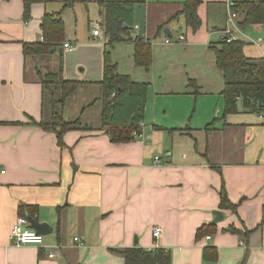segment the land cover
<instances>
[{"label": "crops", "instance_id": "obj_1", "mask_svg": "<svg viewBox=\"0 0 264 264\" xmlns=\"http://www.w3.org/2000/svg\"><path fill=\"white\" fill-rule=\"evenodd\" d=\"M100 1L66 8L62 45L48 55H26L24 42L42 40V17L59 11L63 0L33 4L29 20L23 0H0V264H125L122 250L156 245L170 264H264V120L246 110L225 116L223 78L210 48L226 37L227 0H203L197 30L178 15L185 0L135 4L128 39L116 44L141 69L137 79L124 73L149 82L142 137L113 142L99 121L67 131L61 146L53 131L33 123L45 117L39 69L57 70L62 61L64 77L81 81L79 88L102 89L108 34ZM240 27L236 37L246 41L245 52L264 57V23ZM138 36L153 49L149 70L134 65ZM191 78L200 93L188 85ZM188 125L191 132L182 130ZM222 186L235 210L220 207ZM20 205L37 207L35 217L52 225L41 244L11 243L18 216L28 218ZM215 210L223 213L216 222ZM204 224L216 229L197 237ZM156 225L159 238L152 234ZM211 247L216 260L205 258Z\"/></svg>", "mask_w": 264, "mask_h": 264}, {"label": "trees", "instance_id": "obj_2", "mask_svg": "<svg viewBox=\"0 0 264 264\" xmlns=\"http://www.w3.org/2000/svg\"><path fill=\"white\" fill-rule=\"evenodd\" d=\"M24 18L29 20L32 16V6L46 0H23ZM85 0H63L62 7L56 12H45L41 20V30L44 37L38 42H24L23 51L26 55H48L52 48L58 49L66 39L65 23L62 13L66 8L73 7L76 2ZM104 9V21L107 34L110 35L108 45L128 39L131 29V17L134 7L139 0H103L100 1ZM203 0H185L178 15H184L186 24L197 30L202 19L199 15V6ZM240 10L239 24L243 27L264 23V0H241L237 2ZM177 16V15H176ZM125 23L127 27H125ZM246 41L235 39L227 41L226 38L212 43L210 48L214 54L215 65L223 78L221 94L225 100V116L240 112L241 110L262 112L264 110V57L251 56L245 52ZM134 65L149 70L153 62V49L151 43L144 37L138 36L133 53ZM38 78L42 83L44 101L49 97L51 101V118L33 121L42 128L53 131L58 143L64 145V135L73 129H93L84 124L81 117L68 120L64 116V107L68 99L82 84L79 80L67 79L63 75V63L57 70H38ZM189 86L196 94L200 93L201 85L197 79L191 78ZM102 86V109L100 114V129H105L113 142H129L136 139L135 131H142L141 122L145 118V107L148 81L136 80L129 73L121 72L117 62L113 59L112 51L106 49L104 53V76ZM162 128V127H158ZM209 128L206 127V130ZM185 132H191L188 125ZM207 149L202 156H207ZM220 207L235 210L236 204L232 202L227 190L222 186L220 190ZM21 214L37 215V207L33 205H20ZM212 224H204L197 231V237H202L214 231ZM125 264H170L169 253L160 247L145 250L143 248H127L122 250ZM213 253V254H211ZM207 260L218 258L217 250L213 247L205 249Z\"/></svg>", "mask_w": 264, "mask_h": 264}, {"label": "rangeland", "instance_id": "obj_3", "mask_svg": "<svg viewBox=\"0 0 264 264\" xmlns=\"http://www.w3.org/2000/svg\"><path fill=\"white\" fill-rule=\"evenodd\" d=\"M96 25L98 27H95V28H99L101 30V25L98 22ZM104 40H105V37H104ZM101 44H102L101 48L104 49L103 42H101ZM114 46H116V50H117L116 52L113 51V47L110 45H108L106 49L111 50L113 52V59L115 61L119 62L120 71L132 73L134 75V77L137 79L138 78L137 74L141 71V69L134 68L131 60L129 59V56H128L129 53H128V50L126 49V47L124 45L118 46V44H116V43L114 44ZM64 51L65 50L63 48L59 49L56 52V54L53 55V57H55V59H57V60L61 59ZM211 66H213V65H211ZM78 68L81 70L82 65H78ZM202 86L204 88H212L213 87V85H208L207 83L202 84ZM101 91H102L101 87H99V91L96 89L95 90H89V88L87 89L86 87L79 88L75 92V95L68 102V105H70V106L67 105L68 107H67V111L65 113L66 119L73 120L79 116H82L81 110L83 108H85L86 105L91 103V105H88L86 112L82 116V120H83L84 124L87 123L88 125H90L92 127L98 126L99 121H100V113H101V109H102ZM88 95H90V96H88ZM44 113H45L44 119L49 120L51 118V113H52L51 101H50L49 97L46 99V102H45ZM173 138L176 141V143L181 140V138L179 136H174Z\"/></svg>", "mask_w": 264, "mask_h": 264}, {"label": "built area", "instance_id": "obj_4", "mask_svg": "<svg viewBox=\"0 0 264 264\" xmlns=\"http://www.w3.org/2000/svg\"><path fill=\"white\" fill-rule=\"evenodd\" d=\"M227 7V17H226V27H225V33H226V39L227 41H232L235 39H238L236 37V32L240 31L241 27L238 21V18L240 17V10L237 8V2L234 0H227L226 3ZM101 30L99 28H93V34L98 36L100 35ZM41 39L43 40L44 37L42 35ZM185 39L184 35H180L179 40L182 41ZM106 43L110 41V37L108 35L105 36ZM167 43L171 42V38L166 39ZM66 47H71V43L66 42ZM260 117L264 120V110L260 112ZM141 125L143 126L144 123L141 122ZM136 137H142L143 133L142 131H135L134 132ZM159 156L156 157V160H159ZM153 236L155 238H159L162 235V227L159 225H156L152 232ZM210 237V236H208ZM76 241H79L80 244L83 242L80 240L78 236L74 237ZM10 241L11 243L15 245H21L26 243H34V244H41L43 242V234L38 233L34 228L30 227L29 219L25 215L18 216L16 222L13 225L11 234H10ZM160 246H154L153 249L158 248ZM56 254L54 252H50L49 256L53 257Z\"/></svg>", "mask_w": 264, "mask_h": 264}, {"label": "water", "instance_id": "obj_5", "mask_svg": "<svg viewBox=\"0 0 264 264\" xmlns=\"http://www.w3.org/2000/svg\"><path fill=\"white\" fill-rule=\"evenodd\" d=\"M169 35H171V33L169 32ZM55 48H52L50 50V53L54 52ZM214 221H218L219 219H221L223 217V213L220 210H215L214 211ZM29 221H30V227L36 229V231L38 233L41 234H48L50 232H52L53 227L52 225L47 222V221H40L38 217H33L31 215H28Z\"/></svg>", "mask_w": 264, "mask_h": 264}]
</instances>
